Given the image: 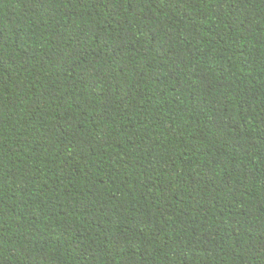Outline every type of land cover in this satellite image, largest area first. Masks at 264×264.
Wrapping results in <instances>:
<instances>
[{"label":"trees","instance_id":"1","mask_svg":"<svg viewBox=\"0 0 264 264\" xmlns=\"http://www.w3.org/2000/svg\"><path fill=\"white\" fill-rule=\"evenodd\" d=\"M0 264H264V0H0Z\"/></svg>","mask_w":264,"mask_h":264}]
</instances>
